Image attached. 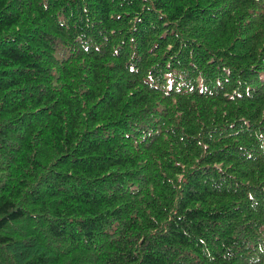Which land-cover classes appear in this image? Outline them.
<instances>
[{"label":"trees","instance_id":"16d2710c","mask_svg":"<svg viewBox=\"0 0 264 264\" xmlns=\"http://www.w3.org/2000/svg\"><path fill=\"white\" fill-rule=\"evenodd\" d=\"M0 264H264V0H0Z\"/></svg>","mask_w":264,"mask_h":264}]
</instances>
